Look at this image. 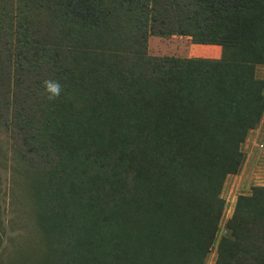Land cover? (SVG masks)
<instances>
[{
	"label": "trees",
	"instance_id": "obj_1",
	"mask_svg": "<svg viewBox=\"0 0 264 264\" xmlns=\"http://www.w3.org/2000/svg\"><path fill=\"white\" fill-rule=\"evenodd\" d=\"M219 45L152 54L150 36ZM264 0H0V264H264V185L222 189L264 113ZM62 86L48 100L43 83Z\"/></svg>",
	"mask_w": 264,
	"mask_h": 264
},
{
	"label": "rangeland",
	"instance_id": "obj_2",
	"mask_svg": "<svg viewBox=\"0 0 264 264\" xmlns=\"http://www.w3.org/2000/svg\"><path fill=\"white\" fill-rule=\"evenodd\" d=\"M207 47L203 44H193L188 37L172 36L168 38L160 36H150L149 51L152 54H168L177 56H195V57H212L213 54L207 52ZM256 74L264 78V66H258ZM245 154L244 163L240 171L236 174H230L226 177L222 196L225 199V208L221 219V229L219 236L224 233L223 225L232 213V208L239 194H246L253 185H264V113L258 126L251 130L245 141L241 145ZM9 172L0 167V181L2 188V219L6 227L4 236V245L10 244V236H17L19 229L17 227L12 231L8 218L11 212L7 206V178ZM216 257L215 247L212 248L205 264H213Z\"/></svg>",
	"mask_w": 264,
	"mask_h": 264
},
{
	"label": "clouds",
	"instance_id": "obj_3",
	"mask_svg": "<svg viewBox=\"0 0 264 264\" xmlns=\"http://www.w3.org/2000/svg\"><path fill=\"white\" fill-rule=\"evenodd\" d=\"M44 90L47 94L48 100L58 99L62 92V86L58 81L55 80H46L43 83Z\"/></svg>",
	"mask_w": 264,
	"mask_h": 264
},
{
	"label": "crops",
	"instance_id": "obj_4",
	"mask_svg": "<svg viewBox=\"0 0 264 264\" xmlns=\"http://www.w3.org/2000/svg\"><path fill=\"white\" fill-rule=\"evenodd\" d=\"M206 46L207 52L213 54L211 58H218L221 55V47L219 45H203Z\"/></svg>",
	"mask_w": 264,
	"mask_h": 264
}]
</instances>
